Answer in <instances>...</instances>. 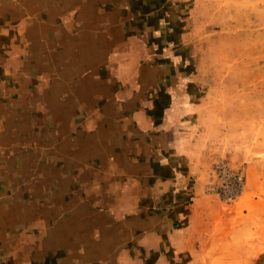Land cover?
<instances>
[{"label":"crops","instance_id":"1","mask_svg":"<svg viewBox=\"0 0 264 264\" xmlns=\"http://www.w3.org/2000/svg\"><path fill=\"white\" fill-rule=\"evenodd\" d=\"M177 2L0 0V264H193L219 238L204 185L243 114L196 88L229 27H203L200 75Z\"/></svg>","mask_w":264,"mask_h":264},{"label":"rangeland","instance_id":"2","mask_svg":"<svg viewBox=\"0 0 264 264\" xmlns=\"http://www.w3.org/2000/svg\"><path fill=\"white\" fill-rule=\"evenodd\" d=\"M194 1L192 5L178 0L179 17L174 27L185 35L182 43L195 45L193 58L200 75L203 71L201 40L208 37L203 27L209 31L213 45L218 44L219 30L223 33V28L229 27L224 32L227 35L221 37L229 46L224 62L219 64L211 58L208 72L206 70L209 82L203 90L201 84L196 88L201 94L203 91L198 95V109L242 111L243 115L236 133L238 143L234 148L223 149L211 164L204 185L205 192L220 203L216 228L219 238L207 245L204 255L194 259L193 264H264V23L257 21L258 25L248 34L237 30L246 22L217 19L219 11L233 15L257 7L263 8L259 13L264 15V0H210L209 20L202 18L205 6L201 0ZM219 165L243 175L241 192L232 201H222L214 193L218 181L212 170Z\"/></svg>","mask_w":264,"mask_h":264},{"label":"built area","instance_id":"3","mask_svg":"<svg viewBox=\"0 0 264 264\" xmlns=\"http://www.w3.org/2000/svg\"><path fill=\"white\" fill-rule=\"evenodd\" d=\"M214 177L218 181V185L214 187V193L222 201H232L241 192L243 185V175L230 169L226 165H219L212 170Z\"/></svg>","mask_w":264,"mask_h":264}]
</instances>
